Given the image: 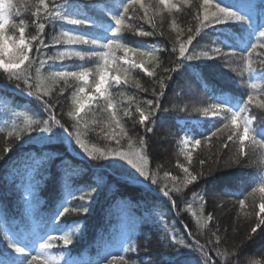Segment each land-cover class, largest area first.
Instances as JSON below:
<instances>
[{
	"label": "trees",
	"instance_id": "trees-1",
	"mask_svg": "<svg viewBox=\"0 0 264 264\" xmlns=\"http://www.w3.org/2000/svg\"><path fill=\"white\" fill-rule=\"evenodd\" d=\"M76 2L82 13L86 12L84 15L89 17L99 15V8L94 7L96 0H76ZM149 2L154 4L155 0H145V3ZM172 2L179 5V11H174L171 15L167 11L160 15L152 9L149 11V15L153 17V22L157 25L155 29L157 34L148 37H141L134 32L127 31L122 34L123 41L129 46H139L143 51L155 50L160 66L156 67L155 63H148L146 66L154 69L156 75L149 77L141 69L133 68L128 74V83L113 86L110 91L115 104L114 111L117 120L131 137L133 148L141 147L138 143L141 137L147 142L148 166L153 171L159 170L160 183L167 182L169 187L172 186V181L164 178L165 171L180 178L177 184L182 191L172 194V198L177 201V206L173 207L167 198L155 194L147 187L135 186L126 181L125 173L135 172V170L131 169L125 161H119L118 164L122 166H118L114 165L111 159L91 160L74 141L71 146L77 154L84 157L83 159L70 154L64 142L53 141L40 144L29 139L27 133L19 141H16L14 137H9L7 133L13 128H26L29 121L47 119L49 114L39 107L38 103L29 102L2 85L3 82H7L14 87L13 82L8 80L7 74L0 70V129H3L0 131V248H4L6 244L2 237L6 227L4 214L7 215L12 225L26 222L32 227H37L38 221L46 220L57 209L66 195V189H87L89 186H94L97 174H102L105 183L93 195L88 204V213H71L61 218V222L69 228L74 226V222L82 227L80 233L74 237L72 245L65 249L62 243L58 242V246L52 249L54 254L70 252V257L76 261L80 262L84 255L89 257V260H93L98 254L104 253L106 245L118 242L131 231L134 246L138 251L127 253L128 259L135 260L136 264H167L166 253L171 249L165 246L168 241L163 237L166 230L171 229L178 238L188 243L194 244L195 239H199L201 244H206L210 249L209 255L213 257V260L218 261V264H223V259L216 256L213 245L207 244L209 238L214 241L215 238L211 237V231H215L218 227V234L222 240L219 247L221 250L237 251L238 255L233 258L236 264H249L251 260H264V233L258 229L250 239L245 235L257 221L256 213L259 212V192L254 194V197L249 196L251 188L257 186L253 183L254 176L259 172L260 167H264L259 153L252 155L251 150L246 149L255 163L250 164L247 157L242 165L232 163L231 159L236 146L232 142H228L226 148L222 146L228 130L217 133L216 137H211L207 141L204 138L205 135H210L215 127L221 126L220 118L214 117L204 124L208 132L200 135L201 144L194 149L185 150L192 154V164L188 165L185 155L181 152L179 127L174 118V116L201 114L202 109L210 105L209 98H213L215 94L224 95L225 99L241 97L246 99L247 93L252 91L250 84L255 82L261 85L264 81L259 79L250 81L246 73L243 78L244 82H241L242 78L237 75L240 67L239 57L237 56L232 61L229 60V54L239 53V48L229 46L231 42L225 39L223 33L238 34V25L227 29L220 25L202 29L201 34L196 36L192 45L189 46V52L197 55L208 52L215 59H208L201 55L200 60L184 62L176 72L164 73V68L176 66L179 48V44L175 42L177 33H180V39L184 40L188 29L191 28L194 33L199 23L196 17L200 0H192L191 4H182L180 0H172ZM219 2L225 5L230 3L243 5L250 0H219ZM251 2L258 4L260 0H251ZM14 3L17 4L20 15H13L12 22L18 25L23 19L28 25L26 36L35 34V25L32 23L35 19L33 16L35 9L32 5L37 3V0H14ZM91 12H96V14ZM140 16H143L142 11H139L131 23L142 27L145 31H154L149 23L139 18ZM173 19L178 25L176 31L170 27ZM63 30H73L77 33L88 31L85 27L68 25L63 21H54L47 25L44 40L48 47L44 51L48 55H54L60 51H86L91 47L83 44H54V38L60 36ZM7 32L9 35H15L17 31L9 27ZM160 32H164V35H159ZM253 42H256L255 38ZM174 46L175 52H173ZM214 47L220 48L221 53H214L212 51ZM116 55L122 57L124 53L118 51ZM129 57L137 61L141 59L136 53H129ZM143 59L146 61L147 57ZM253 59L258 60V57L254 55ZM84 63L86 62L72 57L63 62H57L53 68L58 69L64 66L75 70V66ZM87 63L90 67L94 66L91 61ZM124 66L127 67V65ZM47 71L48 66L46 65L42 74L46 75ZM257 71L259 72V69ZM161 76H171V79L166 80L167 87L164 89V95L159 97L161 108L152 122L148 124L153 128V131L149 133L145 125L138 123L139 113L136 112V106L139 104L147 111L148 106L145 101L157 99L151 94V89L153 87L158 89L156 81ZM136 82L148 88V91L137 89ZM70 83L72 87L64 92V97H70V92L78 82L70 81ZM129 96L134 97L131 103L128 100ZM261 96L264 97V93ZM69 107L70 99L64 103L63 111L57 105L56 115L58 117L63 115L66 119ZM125 110H130L135 120L126 116ZM250 115L256 117L254 126H264L262 123L264 122V108L253 106ZM81 116L83 117L82 139L89 147L95 146L105 150L116 148V141L108 139L109 136H115L120 139L122 150H128V136H124L115 121H106L107 113L102 117L93 105L91 111L86 107ZM85 121L87 127H84ZM93 121L97 122L93 123ZM30 135L34 137L36 133ZM5 147H9L10 150L5 152ZM201 159L205 160L203 166L199 164ZM178 162L188 166L194 174L203 173V175H200L197 181L183 187L184 174L177 167ZM29 181L37 185L35 188L37 203L31 215L25 210L22 199ZM194 192L203 197V200H195L192 195ZM80 195L81 192L76 191L75 198H70L67 206L71 208L87 203L79 200ZM245 197H248L246 201L248 207L241 211L238 200ZM189 203L192 204L191 209L188 207ZM201 204L204 217L209 212L215 216V219L208 223L207 229L201 228L196 222L200 215ZM245 212L250 215H245ZM156 213H159L163 220ZM189 232L192 233L191 236L188 235ZM52 234L58 235L59 233ZM191 258L195 264V260L198 259L197 253L192 252Z\"/></svg>",
	"mask_w": 264,
	"mask_h": 264
},
{
	"label": "snow or ice",
	"instance_id": "snow-or-ice-1",
	"mask_svg": "<svg viewBox=\"0 0 264 264\" xmlns=\"http://www.w3.org/2000/svg\"><path fill=\"white\" fill-rule=\"evenodd\" d=\"M192 0H180L182 4H191ZM35 11L33 16L35 19L32 23L35 25V34L26 36V28L28 25L21 19L19 24L12 22L13 15L19 16L20 12L14 0H0V70L7 74L9 81H12L15 89L25 93L29 97H34L40 103L42 109L47 112L48 118L43 120L29 121L26 128L8 131L9 137H14L16 141L22 139L27 133L29 139L40 144H48L53 141H60L72 145L73 141L91 160H108L111 159L114 165H119V161H125L131 166L135 172L127 171L125 173L126 181H133L143 184L149 182L148 187L162 194L167 198L173 207L177 206V201L172 198L173 193H180L182 188L178 186V176L172 175L170 172H164V178L172 181L169 187L167 182L161 184L158 176L159 170L153 171L148 166V157L146 154L147 142L143 137L139 138L138 143L141 145L139 149H134L131 137L120 125L114 111L115 104L110 89L113 86H120L122 83H128V74L133 68L141 69L147 76L156 75L154 69L146 66L148 63H155L159 67L158 57L155 50L143 51L139 46H129L123 41L124 32H134L141 37H148L157 34L155 29L157 25L153 22V17L149 15L150 9L154 10L157 15L167 11L171 15L174 11H179V5L173 3L172 0H155V3H145V0H96L94 7L99 8V15L89 17L84 15L77 4L76 0H37L32 5ZM139 11L143 12V16L139 18L149 23L154 31H145L142 27L135 26L131 21ZM161 19L163 16L161 15ZM196 19L199 21L195 32L191 28L188 29L186 39H180V33H177L175 42L179 44L178 59L173 68H164V73L176 72L182 67L184 62L200 60L201 55L208 59H215L214 56L204 52L197 55L189 52V46L192 45L196 36H199L202 29L210 28L215 25L232 28L234 25L239 26L238 34L232 35L227 32L223 33L225 39L230 41L229 46L239 48V53L233 52L229 54V60H235L239 57V70L237 75L243 78L248 74V79L254 81L259 79L264 81V0L260 3H252L251 0L243 5L222 4L217 0H200ZM54 21H63L68 25L81 26L88 29L85 33H77L73 30H63L60 36L54 38L53 43H65L68 45L83 44L91 47L86 51H60L54 55H48L44 49L48 47L45 44L44 34L46 26ZM15 29L18 35H9L6 28ZM170 27L176 31L178 25L176 20L171 21ZM159 35H164L160 32ZM255 38L256 42H253ZM121 51L124 55L117 56L116 53ZM176 51L175 46L173 52ZM212 51L216 54L221 53V49L214 47ZM129 53H136L141 58L139 61L131 59ZM258 57L254 60L253 56ZM72 57L78 58L86 63L66 68H53L57 62H63L65 59ZM147 57L145 61L143 58ZM91 61L94 66H88ZM48 66L47 74H42L45 66ZM124 65H127L125 67ZM259 69V72L257 71ZM171 76H161L156 81L157 87L151 89V94L157 97L156 100L148 99L145 101L148 108L147 111L139 104L136 106V112L139 113L138 123L145 125L146 131L151 133L153 128L148 126L152 122L156 113L160 110L161 105L159 97L164 95V89L167 87L166 80H170ZM70 81L78 82L75 88L70 92V97H64V92L71 88ZM61 82H63L61 84ZM135 87L141 91L147 92L148 88L143 87L139 82L135 83ZM252 91L247 93L244 98H222L218 97L217 102L203 108L201 114L205 117H219L220 127H215L210 135H205V140L216 137L217 133L228 130V134L223 143V147H228V142H232L236 146L231 162L243 164L244 159L249 158V163H255L250 157L246 149H250L252 155L259 153L261 163H264V126L256 127L254 122L256 117L250 115L251 108L257 106L264 108V84L258 85L255 82L250 84ZM259 89V90H258ZM258 90V91H257ZM70 99V107L66 112V119L62 115H56V107L60 106L63 111L64 103ZM134 97L129 96L131 101ZM103 101V103H101ZM93 105L99 111L101 116L107 113L106 121H115L116 126L121 128L124 136H128V150H122L120 139L115 136H109L108 139L116 141V148L100 149L89 145L82 139L81 123L83 117L81 113L87 107L92 110ZM167 111V109H165ZM126 116L135 120L130 110H125ZM97 121H93L96 123ZM264 123V122H262ZM87 127V122H84ZM3 131V129H0ZM36 133L33 137L30 134ZM123 137H121L122 139ZM191 143L195 148L201 144L200 139L191 141L185 139L182 144ZM9 147H5L4 151H9ZM181 152L185 155L188 165L192 164L191 152H186L183 148ZM199 164L203 166L205 160L201 159ZM177 167L183 172V187H187L197 181L203 173L194 174L189 167L183 163H177ZM138 174V175H137ZM143 178V179H141ZM105 178L102 174H97L94 186L87 189L67 190L57 209L52 212L46 220L38 221L37 227H32L26 222L12 225L11 221L4 214L5 229L2 233L3 240L6 241L5 247L0 248V264H81L70 257V252L66 254L61 252L59 255L54 254L52 249L58 246V242L67 249L72 245L74 237L80 233L82 225L74 222V226L69 228L61 222V218L71 213H88V204L91 202L93 195L103 186ZM253 183L257 186L251 188L249 196H253L259 192L260 203L259 212L256 213L257 221L250 227L245 234L247 238H252L253 234L264 233V167L259 168V172L254 176ZM36 184L29 181L22 197L25 210L28 214H32V209L37 203L35 188ZM152 186H155L154 188ZM81 192L80 201H86L77 207H68V200L75 198V192ZM194 199L202 201L198 193L192 194ZM248 197L238 200L241 211L248 207L246 203ZM189 209L192 204H188ZM200 215L197 217V224L204 229L208 228V223L215 219L213 213L209 212L206 217L203 216V205H200ZM196 215L195 213H193ZM163 220V217L156 213ZM245 215H250L245 212ZM166 224V221H164ZM219 228L211 231V237L207 240L208 245H213L217 257L223 259V264H236L233 259L238 255L237 251L221 250L219 245L222 243L221 236L218 234ZM52 233H59L53 235ZM192 235L191 232L188 233ZM203 235V233H201ZM168 243L166 247L171 251L166 253L167 264H193L191 253L196 252L198 259L195 264H218L213 257L209 255L210 249L206 244H201L199 239H195L194 244L188 243L184 239L178 238L174 230H166L163 237ZM137 247L133 243L132 232L129 231L126 236L118 242L112 243L104 251L98 254L93 260L84 262V264H136L135 260L127 258V253L137 252ZM249 264H264V260H251Z\"/></svg>",
	"mask_w": 264,
	"mask_h": 264
},
{
	"label": "rangeland",
	"instance_id": "rangeland-1",
	"mask_svg": "<svg viewBox=\"0 0 264 264\" xmlns=\"http://www.w3.org/2000/svg\"><path fill=\"white\" fill-rule=\"evenodd\" d=\"M15 35H18V32H16ZM199 121H200V120H199ZM185 139L191 141V140H193L194 138L190 137L189 135H186V136L183 138V140H185ZM191 145H192L191 143H189V144H187V145H184V144H183V146H184L185 149H186V148H189Z\"/></svg>",
	"mask_w": 264,
	"mask_h": 264
}]
</instances>
